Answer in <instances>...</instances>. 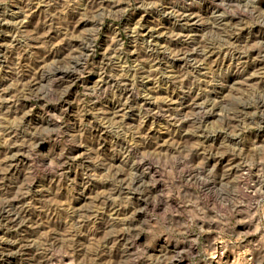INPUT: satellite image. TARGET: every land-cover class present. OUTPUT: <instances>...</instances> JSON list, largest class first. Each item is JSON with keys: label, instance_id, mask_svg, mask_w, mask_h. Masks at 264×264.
I'll return each instance as SVG.
<instances>
[{"label": "rangeland", "instance_id": "1", "mask_svg": "<svg viewBox=\"0 0 264 264\" xmlns=\"http://www.w3.org/2000/svg\"><path fill=\"white\" fill-rule=\"evenodd\" d=\"M0 264H264V0H0Z\"/></svg>", "mask_w": 264, "mask_h": 264}]
</instances>
